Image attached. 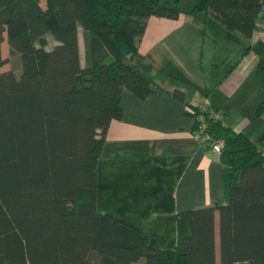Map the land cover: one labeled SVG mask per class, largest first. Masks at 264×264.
Returning <instances> with one entry per match:
<instances>
[{"label":"trees","instance_id":"obj_1","mask_svg":"<svg viewBox=\"0 0 264 264\" xmlns=\"http://www.w3.org/2000/svg\"><path fill=\"white\" fill-rule=\"evenodd\" d=\"M189 1L0 0V68L9 62L5 39L22 57L20 75L0 72V264H264V153L198 105L186 110L194 131L204 117L206 131L225 140L229 202L179 212L174 249L97 206L99 160L122 118V91L146 98L157 87L129 62L148 18L211 13L249 40L264 13V0ZM256 72L264 89L263 61ZM263 111L261 103L255 117Z\"/></svg>","mask_w":264,"mask_h":264},{"label":"crops","instance_id":"obj_2","mask_svg":"<svg viewBox=\"0 0 264 264\" xmlns=\"http://www.w3.org/2000/svg\"><path fill=\"white\" fill-rule=\"evenodd\" d=\"M263 17L249 40L211 13L148 18L129 62L157 87L146 98L122 91V118L110 124L99 160L100 211L139 227L157 246L174 249L179 212L229 202L230 167L194 131L195 119L186 110L190 104L218 109L228 128L246 133L264 153V111L254 115L264 103L256 72L264 62ZM83 44L80 26L82 65ZM215 224L219 254L218 213Z\"/></svg>","mask_w":264,"mask_h":264},{"label":"built area","instance_id":"obj_3","mask_svg":"<svg viewBox=\"0 0 264 264\" xmlns=\"http://www.w3.org/2000/svg\"><path fill=\"white\" fill-rule=\"evenodd\" d=\"M264 15V13L262 14ZM263 31H264V17L262 18V22H261ZM199 106V108L202 111H208L211 115H213L215 118H217L218 120H223V116L222 114L216 110V108L204 105V104H197ZM222 124L225 125L224 120L222 121ZM207 128V122L204 119V117L202 118L201 123L198 126L197 132L200 133L204 140L206 142H208L209 144H211L212 149L217 152V153H221L224 146H225V140L223 137L221 136H214L213 134L209 133L206 131Z\"/></svg>","mask_w":264,"mask_h":264},{"label":"rangeland","instance_id":"obj_4","mask_svg":"<svg viewBox=\"0 0 264 264\" xmlns=\"http://www.w3.org/2000/svg\"><path fill=\"white\" fill-rule=\"evenodd\" d=\"M187 1L190 2L189 0H187ZM48 40L50 41V43L48 44L47 48L51 49L54 46L53 44L56 43V40L50 34L48 36ZM2 51H3L2 52L3 57L7 58L9 60V62L6 65H4L2 68H0V72L13 70L14 72L17 73V75H20V73L22 71V69H21L22 68V57L20 54L15 53L14 51H12L10 49V46L7 42V39H5V41L2 44ZM81 54H82V57H84V56L86 57V47L84 46V44L82 46V53ZM19 58H20V63L18 66L17 63L19 61ZM135 264H144V261L140 260Z\"/></svg>","mask_w":264,"mask_h":264}]
</instances>
